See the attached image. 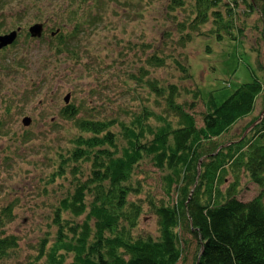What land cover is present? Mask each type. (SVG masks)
<instances>
[{"label":"rangeland","instance_id":"rangeland-1","mask_svg":"<svg viewBox=\"0 0 264 264\" xmlns=\"http://www.w3.org/2000/svg\"><path fill=\"white\" fill-rule=\"evenodd\" d=\"M103 1L100 23L88 31L89 37L82 33L76 36L84 50L80 63L65 54L56 56L49 42L50 35L54 36L50 27L67 22L65 15L48 12L50 21L42 37L32 38L27 28L47 18L37 20L30 13L18 20L15 14L23 1L5 0L0 8V34L21 27L15 42L0 50V211L13 203V219L0 227V237L13 235L17 245L8 250L0 264H49L46 255L36 256L40 242L47 239V249L56 236L54 210L78 181L89 176L91 162L65 159L74 148L76 136L90 135L62 115L65 107L73 104L76 117L115 120L111 130L116 132L119 120L129 122L143 108L166 112L164 97L149 87L148 82L155 80L163 86L178 87L177 102L193 114L200 127L211 96L221 103L243 82L256 77L264 83V20L258 10L247 11L245 0H238L236 7L231 2L235 14L226 13L220 6L225 18L234 20L231 30L237 33L242 27L237 38L218 40L209 32L215 29L210 18L198 29L200 33L184 44L180 37L187 29L181 30V25L187 26L194 15L192 1L185 0V5L175 10L169 8L171 0ZM62 28L63 34L68 33L75 41L69 33L71 24ZM156 53L164 58L162 66L148 64V57ZM263 110L264 92L257 97L253 112L238 120L218 138L219 142L235 140ZM25 117L31 118L27 125L23 123ZM172 120L176 123L174 117ZM150 121L157 124L155 119ZM162 175L163 170L148 156L133 173L131 182L141 189L131 192L129 199L138 200L143 208L133 230L137 235H159L158 217L150 203L167 202ZM240 181L239 199L248 201L260 192L248 175H242ZM85 198L92 199L89 193ZM62 216L74 224L83 223L86 217L85 213L76 217L70 212ZM71 259L68 254L65 264Z\"/></svg>","mask_w":264,"mask_h":264},{"label":"trees","instance_id":"trees-1","mask_svg":"<svg viewBox=\"0 0 264 264\" xmlns=\"http://www.w3.org/2000/svg\"><path fill=\"white\" fill-rule=\"evenodd\" d=\"M21 1L23 7L15 14L18 20L33 13L34 19L47 18L46 26L51 10L65 15L67 22L50 27L59 31L50 35L49 42L56 56L65 54L80 63L84 50L76 36L82 33L89 37L88 31L102 20L104 1L15 0ZM190 1L194 15L187 26L181 25V30L187 29L180 37L182 44L197 36L198 29L210 18L215 29L209 32L218 40L237 38L243 32L242 27L237 33L231 30L234 20L225 18L220 8L222 5L226 13L235 14L230 4L234 2L236 7L238 0ZM170 2L171 10L185 5V0ZM245 2L249 13L258 10L264 20V0ZM6 3L1 1L0 8ZM66 24H71L73 42L68 33L62 32ZM148 64L162 66L164 58L157 53L150 55ZM148 84L164 97L166 112L143 108L129 122L119 120L116 132L111 130L115 120L76 117L73 104L62 110L82 133L90 134L76 136L74 148L65 159L86 160L92 168L86 180L78 181L74 191L60 199L53 217L56 236L47 249V239L40 242L36 258L46 255L49 264H65L68 254L72 255L69 264H264V114L245 125L244 131L257 121L249 134L243 136V131L235 140H218L253 112L264 83L256 77L243 82L221 103L211 96L200 127L193 114L177 102L179 89L175 84L163 86L155 80ZM145 156L163 170L162 191L167 196V202L150 203L158 217L157 237L133 232L143 208L138 200L129 199L131 192L141 189L131 181ZM242 175H248L260 187L258 195L248 201L238 198ZM87 193L91 200L85 198ZM12 208L13 203L2 207L0 227L13 219ZM66 212L76 217L85 213L86 217L83 223L74 224L62 216ZM15 246V236L0 237V260Z\"/></svg>","mask_w":264,"mask_h":264},{"label":"water","instance_id":"water-1","mask_svg":"<svg viewBox=\"0 0 264 264\" xmlns=\"http://www.w3.org/2000/svg\"><path fill=\"white\" fill-rule=\"evenodd\" d=\"M27 30L29 31V34L31 37H40L43 33V23L42 22H36L34 24H31ZM20 31V27H17L15 30H12L10 32H7L5 34H0V48H3L5 47L6 45L8 44H11L14 42V40L16 39V36L18 34V32ZM59 31V28L55 31V32H52V34L54 35L55 33H57ZM69 94L65 96V101L67 102L68 99H69ZM264 114V110L261 112L260 114V118L259 120L262 118V115ZM30 120L31 118L29 117H25L23 119V123L24 124H29L30 123ZM257 121H255L251 126H249V128H252V126L255 125Z\"/></svg>","mask_w":264,"mask_h":264}]
</instances>
